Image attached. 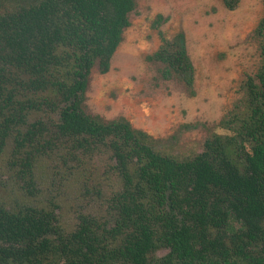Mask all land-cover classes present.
Returning a JSON list of instances; mask_svg holds the SVG:
<instances>
[{
    "label": "trees",
    "instance_id": "1",
    "mask_svg": "<svg viewBox=\"0 0 264 264\" xmlns=\"http://www.w3.org/2000/svg\"><path fill=\"white\" fill-rule=\"evenodd\" d=\"M233 8L236 0H224ZM137 0H0V264H264L263 63L201 151L85 108ZM155 56L190 89L184 34ZM45 178L75 194L46 197Z\"/></svg>",
    "mask_w": 264,
    "mask_h": 264
},
{
    "label": "rangeland",
    "instance_id": "2",
    "mask_svg": "<svg viewBox=\"0 0 264 264\" xmlns=\"http://www.w3.org/2000/svg\"><path fill=\"white\" fill-rule=\"evenodd\" d=\"M263 16L264 0H236L233 8L224 0H137L110 70L91 74L86 110L128 119L169 152L201 151L208 136L231 132L221 121L241 108L245 83L263 63L257 33ZM181 33L194 66L192 89L155 56ZM45 181L41 196L65 192L78 206L58 180Z\"/></svg>",
    "mask_w": 264,
    "mask_h": 264
}]
</instances>
